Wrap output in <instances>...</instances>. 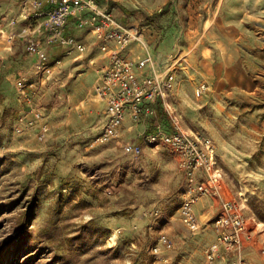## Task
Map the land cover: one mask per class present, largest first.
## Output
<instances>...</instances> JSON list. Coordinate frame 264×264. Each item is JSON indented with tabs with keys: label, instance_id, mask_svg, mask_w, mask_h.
<instances>
[{
	"label": "rangeland",
	"instance_id": "obj_1",
	"mask_svg": "<svg viewBox=\"0 0 264 264\" xmlns=\"http://www.w3.org/2000/svg\"><path fill=\"white\" fill-rule=\"evenodd\" d=\"M19 1L0 0V264H208L205 249L217 237L223 199L244 206V255L264 264V20L243 22L231 68L217 69L203 60L214 38L201 39L194 28L202 22L186 20L178 0H99L143 36L158 64L192 50L178 66L171 102L184 129L213 139L223 174L220 194L198 202L203 223L193 231L179 213L185 172L167 144H144L157 119L172 128L166 110L96 141L105 106L94 90L108 58L88 30H76L88 43L81 60L61 49L51 54L52 79L35 100L51 125L48 138L17 132L27 107L16 78H36L26 43H11L2 32L20 29L11 25ZM204 83L209 89L199 94ZM126 141L144 144L143 153L127 152Z\"/></svg>",
	"mask_w": 264,
	"mask_h": 264
},
{
	"label": "built area",
	"instance_id": "obj_2",
	"mask_svg": "<svg viewBox=\"0 0 264 264\" xmlns=\"http://www.w3.org/2000/svg\"><path fill=\"white\" fill-rule=\"evenodd\" d=\"M11 25L20 26V29H3L8 41L15 44L21 38L35 57L36 78L32 80L33 74L20 72L15 81L27 107L17 118V132L34 133L39 141L48 138L51 125L46 112L35 100L46 80L52 79L51 54L61 49L63 56L72 57L74 62L81 60L88 51V43L76 34V30H88L96 39L95 45L105 52L103 58H108L94 90L105 106V121L96 141L105 143L118 138L127 121L139 123L144 115L157 117L161 109L166 110L171 116L172 128L168 129L157 119L154 130L144 136V144L169 146L187 180L179 213L187 227L200 230L202 223L197 204L205 195L220 194L223 174L213 139L184 129L181 125L183 115L171 102L175 75L186 55L172 53L167 63L158 64L143 36L134 27L125 25L108 4L99 0H20L19 18H13ZM135 41L147 50L138 58L127 53ZM93 61L91 59L90 63ZM57 62L61 63V58ZM207 89L209 86L204 83L198 93ZM144 144L126 141L123 145L127 152L140 155ZM243 209L236 200L223 199V211L215 219L217 237L205 249L208 264H254L244 255L247 218ZM154 249L159 251L158 246Z\"/></svg>",
	"mask_w": 264,
	"mask_h": 264
},
{
	"label": "crops",
	"instance_id": "obj_3",
	"mask_svg": "<svg viewBox=\"0 0 264 264\" xmlns=\"http://www.w3.org/2000/svg\"><path fill=\"white\" fill-rule=\"evenodd\" d=\"M168 2L169 0H161V5ZM178 7L185 11L186 20L202 22V29L194 28L202 33L201 39L205 36L214 38V43L210 42L212 45L207 47L210 54L204 56L203 60L210 58L208 61H211L217 69L231 68L229 65L230 53L233 51V42L236 40L240 43L244 35L243 22L264 20V0H178ZM116 15L120 17L118 14ZM207 21L211 22L209 27H206ZM240 44L242 45V43ZM161 49L165 52V49H168V44L164 43ZM128 51L129 55L134 58L147 53L139 41L133 42ZM216 51L219 53V57L217 54L213 55ZM150 53H152L151 50ZM201 223H203L202 219Z\"/></svg>",
	"mask_w": 264,
	"mask_h": 264
},
{
	"label": "bare ground",
	"instance_id": "obj_4",
	"mask_svg": "<svg viewBox=\"0 0 264 264\" xmlns=\"http://www.w3.org/2000/svg\"><path fill=\"white\" fill-rule=\"evenodd\" d=\"M210 24H211V22L210 21H207L206 22V27H209L210 26ZM192 50H189L187 53H185L186 55L188 54V53H190ZM186 68V67H185ZM245 190H244V192H242V194H245ZM116 238H117V234L116 233H114V234H112V236L110 237V239H109V241L110 242H115L116 241ZM113 245V244H112Z\"/></svg>",
	"mask_w": 264,
	"mask_h": 264
}]
</instances>
